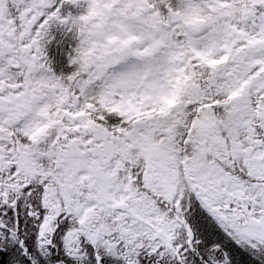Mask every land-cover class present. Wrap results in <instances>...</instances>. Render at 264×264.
Returning <instances> with one entry per match:
<instances>
[{
    "label": "snow or ice",
    "instance_id": "obj_1",
    "mask_svg": "<svg viewBox=\"0 0 264 264\" xmlns=\"http://www.w3.org/2000/svg\"><path fill=\"white\" fill-rule=\"evenodd\" d=\"M0 264H264V0H0Z\"/></svg>",
    "mask_w": 264,
    "mask_h": 264
}]
</instances>
